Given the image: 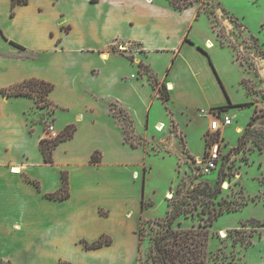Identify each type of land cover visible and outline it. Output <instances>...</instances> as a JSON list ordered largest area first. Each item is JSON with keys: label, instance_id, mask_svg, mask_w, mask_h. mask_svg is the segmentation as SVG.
I'll use <instances>...</instances> for the list:
<instances>
[{"label": "rangeland", "instance_id": "374dc122", "mask_svg": "<svg viewBox=\"0 0 264 264\" xmlns=\"http://www.w3.org/2000/svg\"><path fill=\"white\" fill-rule=\"evenodd\" d=\"M189 1L178 11L168 0H31L17 9L0 0V161L24 160L43 179L44 198L52 185L48 177L72 157L70 148L89 150L98 142L109 160L119 155L128 164L121 165L128 174L142 160L146 172L142 205L141 187L129 190L133 216L126 215L124 244L105 251L85 250L82 239L89 240L80 235L75 242L69 231L67 238L53 237L58 225L31 224L22 208L33 205L36 217L39 205L20 197L13 178H0V217L16 206L19 223L15 234L0 229V264H150L154 238L168 224L207 230L206 264H264V0H175ZM166 72L177 84L171 99L158 80ZM136 82L144 83L143 99ZM110 96L126 109L111 106L104 99ZM109 105L120 132L110 131ZM221 106L231 124L211 136L202 110ZM78 110L83 119L75 135L53 148L55 165L43 166L38 135L57 139L75 129L73 122L57 127ZM253 113L259 117L247 127ZM50 125L54 138L48 137ZM120 133L126 145L113 141ZM218 137L220 159L205 172L209 143ZM10 186H16L17 201ZM173 210L180 214L171 221Z\"/></svg>", "mask_w": 264, "mask_h": 264}, {"label": "crops", "instance_id": "0c3cea01", "mask_svg": "<svg viewBox=\"0 0 264 264\" xmlns=\"http://www.w3.org/2000/svg\"><path fill=\"white\" fill-rule=\"evenodd\" d=\"M97 1V0H96ZM149 1V0H148ZM31 0H27L28 5L30 4ZM25 5V4H23ZM19 6H22L21 4L15 5V9H17ZM34 11L38 15L42 11V7L39 4H36L34 6ZM48 33L51 35L52 32L47 30ZM182 43V42H181ZM184 44V43H183ZM183 46V45H181ZM182 48V47H179ZM114 51V50H113ZM180 51V49H179ZM115 53V51H114ZM101 56H106V52H101ZM169 73H165L163 77L158 79L162 83H166L167 85V99L173 98L171 95V92L176 88V80L168 78ZM25 79V78H23ZM21 79V80H23ZM19 80V81H21ZM123 78L119 75L118 81L123 82ZM128 82V80L126 79ZM144 83H138L136 82L135 88L137 90L138 97L143 99V89L142 86ZM140 86V87H139ZM0 87H2L0 85ZM171 87V88H170ZM140 88V89H139ZM108 92V90H107ZM50 99L55 100L52 94L50 93ZM107 99V101L112 106L113 103H116L120 108L125 107L122 106L120 101L117 98H114L113 96L104 98ZM110 105L108 108H106L105 113L107 117H110L111 121V128L115 127V129L119 130L120 132V125L118 122L117 117H115L111 112ZM88 109H92V106L89 104ZM75 118V121H74ZM83 119L82 113L78 110L74 113V116L71 120L64 121L61 125H58L57 128H61L64 125L68 123H75L76 128L73 133V135L64 140L59 142L56 146L62 145L64 143H70L71 139L75 135L77 124L81 123ZM113 121L115 123H113ZM106 128V127H105ZM107 129V128H106ZM112 132V131H111ZM147 136V135H146ZM37 143H39L40 135L37 137ZM113 141H116L117 144L126 145L127 141H125L120 134H117V138L113 139ZM55 146V147H56ZM100 144L98 142H95L92 144L90 149L83 150V151H74L72 148L69 149V153L72 157L68 158L66 161L57 163V176H53L48 180L51 181L52 185L50 190H46L43 194H48L51 192H54L57 190L61 184V172L64 167L67 169L68 174V196L63 199H56V198H49V197H43L41 190V184L40 182L43 181V179L40 176H36V174H32L29 171V166L27 163H25L24 160H13L10 158H6L2 161H0V178H4L6 182L10 183V179L13 178L15 182L17 183L18 187L21 189L20 197L22 199L26 197H32L33 204L34 202L39 205V210L41 215L40 216H33L35 213L33 205L29 208L25 205L22 209L26 211L25 214L29 213L30 217L29 220L31 224H35L39 222H42L46 224V229L55 228V225H58L57 228L58 231L56 234L53 232V237H59L62 238H72L76 242V239L81 235L84 236V238H87L89 241H92L96 238H98L101 234H108L111 238V241L109 244L102 245L101 247H98L99 250H109L111 247H114L118 244H124V240H126L127 233H128V227L126 224H129L126 215L130 211L132 214V210L130 208L128 199L130 197L129 190L134 186H138L141 192L138 194L139 196V202H141L144 196V181H145V170H144V162L143 160L134 163L135 166L131 168L130 174L127 173V169L123 168L121 165L127 163H124V161H121L120 156H116L113 161L109 160L105 156V151H103V148H98ZM117 148H119V145H116ZM132 147H135L136 145H131ZM54 147V148H55ZM89 148V147H88ZM122 149V148H121ZM93 152H98V158L99 160L96 162H91L90 158ZM52 162H45L42 159L43 166H50L54 164V159L52 156ZM8 164L13 165H19L23 166L22 171H24L27 176L31 177L32 179H35L40 184V189H38L34 184H32L29 181H25L20 174H12L10 173V166ZM55 165V164H54ZM129 168V167H128ZM132 172H134V175L136 178H132ZM31 173V174H30ZM143 179H141V178ZM137 180V182H136ZM143 183V184H142ZM12 185V184H10ZM14 189V190H12ZM10 191L12 194H14L15 199L17 201V197L19 193L16 191V186H10ZM41 193V194H39ZM16 208V209H15ZM13 209V212H9V214L3 215L0 217V229H6L13 230L14 234L16 233V228L19 227L18 218L16 215L17 207L15 206ZM103 208L105 209L108 214L107 215H100L99 210ZM37 209V208H35ZM133 216V214H132ZM38 218H40L38 220ZM25 220V219H24ZM25 223H28L26 220ZM51 223V224H50ZM29 224V223H28ZM134 226V225H133ZM132 226V227H133ZM84 228H89V234H85ZM46 229L43 231L41 230V235L43 236L44 233H46ZM83 230V231H82ZM69 231V235L67 236V232ZM132 232L133 228L131 229ZM6 232V231H5ZM55 234V235H54ZM61 234V235H60ZM66 237H64V236ZM136 241H137V235L135 233ZM72 241V239H71ZM75 244V243H74ZM79 244V243H77ZM79 247V245H78ZM91 249H85V250H92ZM96 250V249H95Z\"/></svg>", "mask_w": 264, "mask_h": 264}, {"label": "trees", "instance_id": "16d2710c", "mask_svg": "<svg viewBox=\"0 0 264 264\" xmlns=\"http://www.w3.org/2000/svg\"><path fill=\"white\" fill-rule=\"evenodd\" d=\"M11 6H15L18 4H26L27 0H10ZM171 7L175 10H183L187 8L190 5L189 2H184L182 4H178L175 2V0H168ZM187 39L186 37L183 38L182 42H185ZM39 84H45L47 85L46 91L52 90V84L49 82H45L42 80H36ZM30 82V81H28ZM10 94L17 95V96H29L28 93L22 92V91H11ZM167 98V96H166ZM225 106L219 107V109H222ZM259 117L257 113H253L250 117V120L248 122V126H252L253 121L256 120ZM249 128H245V131L241 135V137H244L246 135V132L249 131ZM74 128H67L66 132L63 133L60 137L57 139H40L39 140V149L42 154L43 160L45 162H52V150L53 148L61 141H64L68 138H70L73 135ZM126 140V139H125ZM131 145H133L132 142H130ZM264 148V146H263ZM98 156L94 153H92L90 161L96 162L98 161ZM61 179L62 184L61 186L55 190L54 192L46 194L49 198H56V199H63L68 196V176L66 173V170H63L61 172ZM31 180V179H29ZM36 186H38V182L36 180H32ZM143 202V200H142ZM141 202V205H142ZM180 213L173 210L172 213L169 215L170 220L174 219L176 216H178ZM215 219V216H214ZM210 220V225L211 222ZM263 222V221H262ZM103 235V234H102ZM102 235H100L98 238L87 241L85 239H82L83 246L86 249L91 248H98L102 245L109 244L110 238L103 239ZM208 240V233L206 229H203L202 227L196 228V229H172L169 224L165 230L164 233L156 236L153 241V255L151 256V263L150 264H206V245ZM71 264V263H67Z\"/></svg>", "mask_w": 264, "mask_h": 264}, {"label": "built area", "instance_id": "2783aa9c", "mask_svg": "<svg viewBox=\"0 0 264 264\" xmlns=\"http://www.w3.org/2000/svg\"><path fill=\"white\" fill-rule=\"evenodd\" d=\"M203 114L208 117V132L211 136L221 134L223 128L231 124V118L229 115L224 114L222 109L213 108L208 112L202 110ZM56 131L53 126H48V137L54 138L56 136ZM221 137L213 138L208 147L207 156L203 163V170L209 172L216 167L218 160L220 159V147H221Z\"/></svg>", "mask_w": 264, "mask_h": 264}, {"label": "bare ground", "instance_id": "6f19581e", "mask_svg": "<svg viewBox=\"0 0 264 264\" xmlns=\"http://www.w3.org/2000/svg\"><path fill=\"white\" fill-rule=\"evenodd\" d=\"M207 44L209 45L210 43L208 42ZM21 170H22V167L19 165L10 166V172L11 173L19 174L21 172ZM132 176H133V178H136V176L134 175V172L132 173ZM226 185H227L226 183L223 184L224 187H226Z\"/></svg>", "mask_w": 264, "mask_h": 264}]
</instances>
